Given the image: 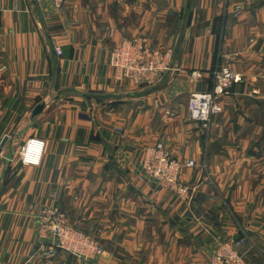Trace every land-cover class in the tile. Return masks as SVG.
<instances>
[{
    "label": "crops",
    "instance_id": "obj_1",
    "mask_svg": "<svg viewBox=\"0 0 264 264\" xmlns=\"http://www.w3.org/2000/svg\"><path fill=\"white\" fill-rule=\"evenodd\" d=\"M109 30L173 47L182 37L178 70L151 89L113 84ZM216 64L239 82L204 133L188 95L211 90ZM30 138L44 141L39 166L8 159ZM155 142L198 166L182 171L189 202L137 176ZM261 160L264 0H0V264H209L223 243L264 264ZM47 205L102 254L39 246L35 215Z\"/></svg>",
    "mask_w": 264,
    "mask_h": 264
},
{
    "label": "built area",
    "instance_id": "obj_2",
    "mask_svg": "<svg viewBox=\"0 0 264 264\" xmlns=\"http://www.w3.org/2000/svg\"><path fill=\"white\" fill-rule=\"evenodd\" d=\"M137 40L136 51L138 53L141 52V54H152V61L147 66H140V62H136L135 59L131 60L129 58V55L134 53V50L131 49L128 42L124 43L120 51L116 52L112 58L113 67L117 70V79L126 77L129 81L135 84H154L156 82V77L171 70L170 66L165 65L169 63L172 51L167 50L168 52L165 55V53L163 54L159 50L154 49V47H151L150 42L146 38L140 37L137 38ZM159 62H164V66H162V63ZM215 67L214 72L216 80L211 91L190 92L188 98V108L191 119L202 123L204 128L206 127V131L209 130L208 124L210 118L218 115L222 111L221 98L228 94V90L231 85L239 82V78L229 70L228 66ZM43 148L44 142L42 140L30 139L22 147L20 158L21 163L27 166H38L41 162ZM152 155L153 154L150 153L145 156L143 160L148 161L144 162L142 168L145 171L153 170L154 177L164 176L165 173L170 171V167H172L170 166L171 161L174 162V160L170 159L168 154L162 151L160 145L157 146L155 153V155H158V158H153L151 164H149L148 162ZM188 193L189 190L185 188L181 194L182 196H187ZM37 219L38 224L40 223L43 229L46 228V231H50L59 243L62 244L68 251L71 244V247L75 249L77 243L81 245L89 243L81 238H77L73 230L66 224L64 215L55 206L41 207L37 212ZM231 247L229 246V243L221 244L216 252L212 254L209 261L210 264H245L243 256Z\"/></svg>",
    "mask_w": 264,
    "mask_h": 264
},
{
    "label": "rangeland",
    "instance_id": "obj_3",
    "mask_svg": "<svg viewBox=\"0 0 264 264\" xmlns=\"http://www.w3.org/2000/svg\"><path fill=\"white\" fill-rule=\"evenodd\" d=\"M27 1L29 3H32L33 5L34 4H40L41 2L50 1V2H52L54 4L55 8H57V9H60L61 6L63 5V3L65 2V0H27ZM107 36L112 41V47H111V49L109 51L108 65H109V67L112 70V81H113V84H120V83L126 82V81L129 82V79H127L126 77H123L122 78L123 80L122 79H117V76H116L117 75V70H116L115 67H113L114 65L112 63V58H113L114 54H116V52H119L120 51V49H121V47H122V45L124 43H127L128 42L129 45H130V47H131V49L134 50V53L130 54L129 55V58L131 60L135 59L136 62H140V66H147L152 61V58H153V55L152 54H141V52L138 53L136 51V49H137L136 48V42L138 41L137 38H140V37L146 38L150 42L151 47H154V49L159 50L163 54L165 53V55L168 52L167 50H171L172 51V54L170 56L169 63H167L165 65V66H170L171 70L166 71L161 76L159 75L160 77L159 76L156 77V79H155L156 82L154 81L155 82L154 84H151V85H148V84L139 85V84H135V83H133V82L130 81L132 84H134L135 86H142L144 88L151 89V88H154L156 85H158L165 76H167L168 74H171V73H173V72H175V71L178 70L177 67H176V64L174 62V56L176 54L174 53L175 47H173V46L160 45V44L156 43L154 40H152V38L147 37V36H144V35H139V36H136V37H120V38H115V33H113V31L109 30L107 32ZM144 48H145V44H144ZM150 50H152V49H150ZM53 51H54V53L57 56H60L61 55V50H60L59 47H55ZM158 59H159V57H158ZM159 63H162V62H159ZM162 66H164V62L162 63ZM215 66H226V65L216 64L213 67H215ZM215 68H213L212 71H211L212 87H214L215 80H216L215 72H214ZM117 80H121V81H117ZM232 87H233V85H231V87L229 88L228 94H229L230 89ZM192 92H196V91H192ZM188 98H189V95H188ZM39 104H43V103L40 102ZM39 104H37L36 106H38ZM36 106H35V108H36ZM43 108H44V104H43ZM187 108H188V101H187ZM32 112H31V114H32ZM38 114L39 113H37L36 115H38ZM188 115H189L190 120H192L191 117H190L189 108H188ZM35 116H33V117H35ZM213 117H215V116H212L210 118V120H209V124H208L209 130H210V127H211V123H212ZM192 121L195 122V123H197V124H199L201 126V129L204 131V133L209 131V130L206 131V129H205L206 127L204 128V125L202 123L196 122L194 120H192ZM30 139H38V138H30ZM30 139L26 140L18 148V150L16 152H15V148H16L15 147L13 149V151H11L12 154L10 155V157L8 159L11 158V160L12 159L17 160L19 162V164H21L22 166H27V165H24V164L21 163L20 158H21V150H22V147ZM39 140H41V139H39ZM3 142L5 143V139L3 140ZM159 145L161 146L162 151L165 152V153H167L168 156H169V158L172 159V160H174V162L171 161V165L170 166H172V167H170V171L168 173H165L164 176H158V177L155 176L154 177L153 176L154 175V171L153 170H151V171H145L142 168V165H144V162L145 161H148V160H143V159L145 158L146 155H148L150 153L153 154V155L151 156V158H150V160L148 162L149 164H151V161L153 160V158L154 159L155 158H158V155H155V153H156V150H157V146H159ZM13 152H15V153H13ZM41 159H42V157H41ZM263 161L264 160H261V163ZM34 167H36V166H34ZM195 167H198V166L196 165V163L194 162V160H192V159H189V160H181V159L177 158L176 156H174L171 153V151L168 148H166L165 145L162 142H155L153 144L145 145L143 147L142 154H141V160H140V169L137 172V176L139 178H141L142 180H144V181L145 180L146 181H151L153 187L156 188V189H165V190L171 192L173 195H175L177 197V199L179 201H183V202L186 203V202H189L190 197H191V194H192V190L195 189V187H193V185H192V187H193L192 188L190 185L184 183L182 181V179H181V175H182V171H183L184 168H195ZM199 169H201V172L202 173H204V172L207 173L206 172V169L207 168L204 165H202V163H200ZM260 169H262V168H258L257 170H260ZM206 179H207V177H206ZM164 180H166L167 182L164 181ZM185 188L187 190H189V193H188L187 196H182L181 193H183V190ZM47 206H55V207H57L61 211V213L64 215V218L66 220V224L73 230V232L76 234L77 238H79V239L81 238L82 240L87 241L89 243L82 244V245L79 244V243H77L76 244L77 246H76L75 249H73L71 247V245H72L71 244L69 246V251L66 250L65 247L62 244L59 243V241L56 239V237L50 231H46V228L43 229L41 227L40 223L38 224L37 213H36V215H35V222H36V228H37L36 229V235H37V241H38L39 246H43V244H46L45 240L50 239V243H49L50 248L57 249V250L61 251L62 253L68 254V255L74 257L76 260H81V261H87L90 258H92L93 256H100L102 254V249L97 244L96 239L94 238V236L92 234L86 233L83 230H81V229L76 228L75 226H73L70 223V221H69L68 216L66 215V213L63 212L58 206H56V205H47ZM40 228H42V229H40ZM229 246L231 247L232 245L229 244ZM238 253L241 254L243 256V258H244V254L243 253H240V252H238ZM209 261H210V259H209ZM244 261H245V258H244ZM209 264H210V262H209Z\"/></svg>",
    "mask_w": 264,
    "mask_h": 264
},
{
    "label": "water",
    "instance_id": "obj_4",
    "mask_svg": "<svg viewBox=\"0 0 264 264\" xmlns=\"http://www.w3.org/2000/svg\"><path fill=\"white\" fill-rule=\"evenodd\" d=\"M182 41V37L178 39L176 46H175V50L174 53L177 54L179 51V46L181 44ZM43 109V104H39L38 106H36V108L33 110L31 116H35L37 113H39L41 110ZM3 143V142H2Z\"/></svg>",
    "mask_w": 264,
    "mask_h": 264
}]
</instances>
